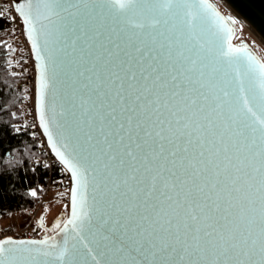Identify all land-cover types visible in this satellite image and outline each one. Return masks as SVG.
<instances>
[{
	"label": "water",
	"instance_id": "obj_1",
	"mask_svg": "<svg viewBox=\"0 0 264 264\" xmlns=\"http://www.w3.org/2000/svg\"><path fill=\"white\" fill-rule=\"evenodd\" d=\"M264 43V0H223ZM72 177L0 264H264V62L211 0H13Z\"/></svg>",
	"mask_w": 264,
	"mask_h": 264
},
{
	"label": "trees",
	"instance_id": "obj_2",
	"mask_svg": "<svg viewBox=\"0 0 264 264\" xmlns=\"http://www.w3.org/2000/svg\"><path fill=\"white\" fill-rule=\"evenodd\" d=\"M5 24L0 18V32ZM10 53V43L0 42V217L34 206L50 175L48 169L31 165L40 146L25 122V95L16 88V68Z\"/></svg>",
	"mask_w": 264,
	"mask_h": 264
},
{
	"label": "built area",
	"instance_id": "obj_3",
	"mask_svg": "<svg viewBox=\"0 0 264 264\" xmlns=\"http://www.w3.org/2000/svg\"><path fill=\"white\" fill-rule=\"evenodd\" d=\"M0 18L5 19L6 41L11 45L10 62L16 68V88L24 92L22 110L30 136L39 142L40 150L31 161L32 167L48 169L50 175L42 184L43 192L34 206L27 212L30 223L14 230L0 227V240L11 236L14 239H42L48 234L37 224L42 210L49 200H59L69 205L72 177L57 160L40 129L36 111V64L30 40L24 29V21L14 9L13 0H0ZM56 171V174H53Z\"/></svg>",
	"mask_w": 264,
	"mask_h": 264
},
{
	"label": "rangeland",
	"instance_id": "obj_4",
	"mask_svg": "<svg viewBox=\"0 0 264 264\" xmlns=\"http://www.w3.org/2000/svg\"><path fill=\"white\" fill-rule=\"evenodd\" d=\"M221 12L229 19L235 28V37L233 43L241 46L247 45L251 47L262 59L264 62V45L254 36L249 29L243 24L242 21H239L235 13L225 6L221 0H211ZM68 205L59 201V200H48L42 214L43 217V226L38 222L37 224L41 226L42 230L47 234H53L57 231L58 226H60L68 215ZM30 223V217L27 211H19L11 213L0 217V226L2 228H11L14 230H19L24 228Z\"/></svg>",
	"mask_w": 264,
	"mask_h": 264
},
{
	"label": "crops",
	"instance_id": "obj_5",
	"mask_svg": "<svg viewBox=\"0 0 264 264\" xmlns=\"http://www.w3.org/2000/svg\"><path fill=\"white\" fill-rule=\"evenodd\" d=\"M0 42H6V32L5 31L0 32ZM42 219L43 217L39 219V222H42L43 221Z\"/></svg>",
	"mask_w": 264,
	"mask_h": 264
},
{
	"label": "bare ground",
	"instance_id": "obj_6",
	"mask_svg": "<svg viewBox=\"0 0 264 264\" xmlns=\"http://www.w3.org/2000/svg\"><path fill=\"white\" fill-rule=\"evenodd\" d=\"M222 2H223V4H225V2L223 1V0H221ZM225 6H227L226 4H225ZM229 8V7H228ZM234 13V12H233ZM236 15V14H235ZM238 19H239V17H237ZM239 21H241V19H239ZM243 22V21H242ZM243 24L249 29V31L254 35V36H256V38L264 45V43L259 39V37L251 30V28L249 27V26H247L244 22H243Z\"/></svg>",
	"mask_w": 264,
	"mask_h": 264
},
{
	"label": "flooded vegetation",
	"instance_id": "obj_7",
	"mask_svg": "<svg viewBox=\"0 0 264 264\" xmlns=\"http://www.w3.org/2000/svg\"><path fill=\"white\" fill-rule=\"evenodd\" d=\"M59 227V226H58ZM57 230H58V228H57ZM51 234V233H50Z\"/></svg>",
	"mask_w": 264,
	"mask_h": 264
}]
</instances>
